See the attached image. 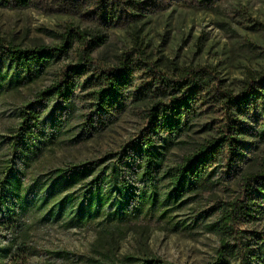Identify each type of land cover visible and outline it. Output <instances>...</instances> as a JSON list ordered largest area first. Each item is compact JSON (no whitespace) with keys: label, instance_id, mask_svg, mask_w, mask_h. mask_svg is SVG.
I'll return each mask as SVG.
<instances>
[{"label":"trees","instance_id":"trees-1","mask_svg":"<svg viewBox=\"0 0 264 264\" xmlns=\"http://www.w3.org/2000/svg\"><path fill=\"white\" fill-rule=\"evenodd\" d=\"M38 1L42 0H0V7L27 8L36 6ZM62 1L60 10L84 11L115 27L135 19L136 12L147 3ZM182 1L206 6L214 0ZM61 38L55 46L21 47L12 42H0V72L16 75L17 85L13 86L29 85L49 74L57 63L75 55V61L65 65L47 87L17 108L19 126L15 138L19 142L12 144L13 153H21L18 144L26 149L33 147L31 151L39 150L47 128L54 129L47 142L61 135V126L66 123L61 116L65 111L85 110L80 114L84 123L79 133L69 139L71 143L100 135L130 108L139 105L144 107L146 124L117 153L55 169L44 184L31 182L27 187L29 192L50 194L65 176L78 177L80 190L58 201V206L61 210L70 205L69 213L81 222L101 216L95 230L106 245L104 250L94 249L92 255H81V262L177 264L147 253L119 256L114 244L141 219L157 216L167 222L172 211L185 208L222 181H228L236 187L228 199L215 200L193 218L194 224L200 223L202 229L217 240L211 257L202 264H264V158L257 161V144L264 142V74L249 81L241 94L233 95L213 85L209 74L201 70L173 80L141 53L136 57L131 52L123 53L116 65L100 64L92 54L105 40L92 30L69 24ZM76 44H81L80 48H75ZM207 95L210 97L203 99ZM208 99V102L223 99L225 105V116L215 130L216 136L180 158H174L173 150L187 143L185 138L194 127L192 121L200 114L197 109ZM235 112L251 120L254 126L235 121L231 118ZM205 129L211 130L210 125H205ZM246 137L257 141H245ZM249 163L257 167L246 170ZM11 170L9 167L5 171L4 178L12 175ZM136 182L141 187L133 185ZM21 183L20 177H13L15 187ZM24 194H14V203L26 199L28 192ZM11 207L13 205L7 206L5 199L0 198V212L12 211ZM16 224L22 226L19 221ZM174 229H179L178 225ZM15 250L17 254L11 257L12 264H19L31 251L21 244Z\"/></svg>","mask_w":264,"mask_h":264},{"label":"rangeland","instance_id":"rangeland-1","mask_svg":"<svg viewBox=\"0 0 264 264\" xmlns=\"http://www.w3.org/2000/svg\"><path fill=\"white\" fill-rule=\"evenodd\" d=\"M137 1H147L144 9L137 11V17L131 22L124 21L122 15L124 23L117 27L108 26L84 11L60 10L62 0H42L27 8L0 7V42H12L21 47L55 46L71 24L103 36L105 42L92 54L100 64L116 65L123 53L131 52L133 57L141 53L173 80L201 70L209 74L213 85L233 95L241 94L249 81L264 74V0H214L206 6L182 0ZM79 46L81 44H76L75 48ZM74 58L71 54L54 65L49 74L29 85L13 86L17 85L16 75L0 72V198L5 199L7 206L13 205L12 211L0 212V264H12L11 257L17 254L15 248L20 244L31 251L19 264H83L81 255L89 256L94 254V249L106 248L95 230L101 216L81 222L69 213L70 205L61 210L58 206V201L80 190L77 176H65L50 194L29 192L27 187L31 182L44 184L55 169L99 160L120 151L146 125L144 107L130 108L100 135L76 143L69 139L81 130L84 118L80 114L85 110L65 111L61 119L66 123L57 138L47 142L54 131L47 128L39 150L31 151L33 147L26 149L20 144L21 153L14 154L12 149V144L19 142L15 137L19 126L17 108L21 102L34 98L65 65L74 62ZM208 97L210 95L203 99ZM222 100L208 102V99L197 109L200 114L192 121L194 127L185 138L187 143L173 150L174 158H180L216 136L215 130L225 116ZM209 104L213 106L206 109ZM231 118L244 126H254L237 112ZM205 125H210L211 130H206ZM246 138L245 141H257ZM257 145V161L261 162L264 142ZM9 167H12V175L4 178ZM256 167L249 163L245 169ZM15 176L22 180L18 187L12 184ZM133 185L141 187L138 182ZM235 188L234 184L222 181L210 193H204L185 208L172 211L167 222L157 216L141 219L114 244L115 252L119 256L147 253L177 264L204 263L211 257L217 240L206 233L200 223L194 224L193 218L215 200L228 199ZM25 191L28 192L26 199L15 204L14 194L25 196ZM13 211L17 214L13 215ZM18 221L22 226H17ZM175 225L179 229L175 230Z\"/></svg>","mask_w":264,"mask_h":264}]
</instances>
